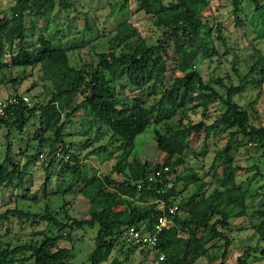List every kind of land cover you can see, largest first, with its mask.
<instances>
[{
	"label": "trees",
	"instance_id": "16d2710c",
	"mask_svg": "<svg viewBox=\"0 0 264 264\" xmlns=\"http://www.w3.org/2000/svg\"><path fill=\"white\" fill-rule=\"evenodd\" d=\"M135 1L136 10L149 15L153 24L161 30L160 37L153 43H147L138 36L136 43L130 46L128 39L134 36L135 30L123 22L108 40L110 49L96 54L95 62H83L81 65L70 63V46H61L50 36L38 34L34 42L26 38V14L45 16L54 8L56 0H14L7 11L0 8V76H4L11 67H38L39 79L42 83H49L50 91V98L45 104L31 102V105H26L20 102L6 106L4 115L0 116V125L22 132L36 120L39 143L46 140L43 135L46 131L51 132L53 137L48 139L50 143L47 151L49 158L43 168L44 194L52 176V168L58 165L71 178L62 193L81 183L79 190L89 203L87 217L72 218L65 224L58 222L47 207L43 213L30 212L17 206L0 211V225L15 218L18 222L31 225L45 221L59 227L55 235L36 232L35 235H42L39 240L16 246L4 241L0 232V264L28 260H31V264H68L71 248L58 245L60 238L67 234L61 232L60 228L67 226H96L94 246L87 257V264H125L128 255L137 246L127 245L129 249L124 258L108 261L119 240L124 243L123 231L132 226L138 229L140 224L146 226L144 230L151 231L156 217L167 213L172 205L177 206V211L169 214L172 225L156 234V247L164 255L156 264H194L202 256L212 262L215 258L207 254L206 244L214 239L223 241L222 246L217 248L222 258L226 255L230 238L217 227L226 229L230 218L246 215L245 198L249 195V191L242 189L236 181V173L242 167L232 159L235 142L238 135L249 138L257 145L264 140V125L252 124L250 114L233 100V96L242 92L247 83H257V80H246L254 67H250L239 79L238 85H226L217 80L216 83L223 90L219 92L209 81H204L194 67L198 55L216 53L210 36L212 22L203 16L208 1ZM239 1L232 0L236 26L241 25ZM250 1L256 10L261 7L257 0ZM126 3L127 0H123V5ZM57 6L68 9L73 7V2L57 0ZM215 30L216 38L224 43L220 24H215ZM174 69L181 72L182 76L163 84L165 74ZM123 78L132 85L131 93L126 92V84L121 82ZM117 82L121 90L115 88ZM158 84H161L162 90L156 97ZM3 85L0 77V87ZM21 95L9 93L5 96ZM216 102L223 106V110L217 118L207 123L206 109ZM81 110H88L92 123L99 129L106 126L111 135L119 140L112 169L122 179L98 174L87 177L81 170L82 161L71 152L70 144L61 135L75 113ZM197 110L201 118L194 123L189 113ZM148 126L152 127V139L163 155L152 169H149L148 161L140 162L133 155L135 137ZM201 130L204 135L218 130L227 133L225 144L215 149L210 165L214 168L220 163L221 171L212 173L210 180L204 177L191 180L185 169L176 174L177 166L185 163V155L189 151V146L178 137L186 131L198 133ZM11 148V141L6 139L5 156L0 162V189L12 183L14 178L17 186L21 187L26 167L37 155L43 156L42 153L27 155V159L20 164L19 160L13 159ZM93 150L103 151L105 147L98 146ZM245 169L254 171L253 175L264 177L256 165ZM156 171L160 172L157 176ZM172 175H175L173 180L170 179ZM183 180L192 182L195 187L184 203L187 217L179 215V206L173 202L176 185ZM210 183L216 186L205 196L204 189ZM24 196L29 199L26 194ZM160 203L162 209L157 208ZM253 215L257 218V223L252 226L254 232L258 241L264 242V206L254 209ZM179 231L185 232L186 236H180ZM156 256L152 252L151 264H154L152 261ZM235 264L249 263L238 256Z\"/></svg>",
	"mask_w": 264,
	"mask_h": 264
},
{
	"label": "rangeland",
	"instance_id": "374dc122",
	"mask_svg": "<svg viewBox=\"0 0 264 264\" xmlns=\"http://www.w3.org/2000/svg\"><path fill=\"white\" fill-rule=\"evenodd\" d=\"M70 1L73 2L72 8L60 9L56 0L54 8L45 16L26 14L25 34L28 41L34 42L38 34H43L54 38L55 43L61 46H70L71 50L68 55L72 65L95 62L96 54L110 49L108 40L116 32L115 28L123 22L135 30L134 36L128 39L130 46L136 43L138 36L144 38L147 43H153L161 35V30L153 24L151 17L136 10L135 0H127L125 5H123V0ZM163 1L168 2L169 0ZM207 1L208 7L203 11V16L212 22L213 29L210 36L213 38L216 53L210 56L198 55L194 67L204 81H209L215 89L223 92L216 83L217 80H221L226 85H238L239 79L253 66L246 80H257V83H247L242 92L233 96V100L241 109L250 114L252 124L264 125V0H257L261 6L258 10L250 0L239 1L240 26L235 25L232 0ZM13 2L14 0H0V8L7 11V7ZM215 24H220L224 43L216 38ZM179 76H182V73L175 69L168 71L164 76L163 84ZM0 77L5 84L0 87V97L9 93L25 94L32 103L41 104H45L50 98L49 83L41 82L38 67H11L9 71H5L4 76ZM121 82L126 84V92L131 93L132 85L124 78ZM120 86L118 82L115 83L116 89L121 90ZM161 90V84L156 85V97L160 95ZM222 110L223 106L217 102L209 105L206 109V122H212ZM189 114L190 120L194 123L201 118L199 110ZM90 119L91 114L88 110L75 113L71 122L63 129L62 138L70 144L71 152L77 154L82 161L81 170L85 176L98 174L122 179V176L117 175L112 169L119 140L111 135L106 126L103 125L104 128L99 129ZM33 121L34 124L27 125L22 132L0 125V162L5 156L6 139L11 141L13 159L19 160L20 164L27 159V155L43 154L42 157L37 155V158L26 167V176L21 187L17 186V180L14 178L12 183L0 189V211L17 206L30 212L43 213L47 207L49 213L61 224L69 223L72 218L87 217L89 203L79 190L82 184L79 183L63 194L62 191L71 178L58 165L52 168V176L46 187V194H44L43 168L49 158L47 151L50 142L48 139L53 136L51 132L46 131L43 134L46 140L39 143L36 137L37 121ZM178 138L189 146V151L185 155V163L177 166L176 174L182 173L185 169L192 178L191 180H198L202 177L210 180L212 173H220V163L214 168L210 165L215 149L223 146L227 140L225 131H211L207 135H204L203 130L198 133L186 131ZM98 146H104L105 150L95 152L93 148ZM22 149L24 151H21ZM133 155L140 162L148 161L149 169L154 168V165L162 160L163 155L157 150L152 139L151 126L135 137ZM232 159L234 163L242 167V170L236 173L238 185L249 191V195L245 198L247 213L241 217L230 218L226 229L217 227L230 238V244L223 258L220 255L221 251L217 248L222 246L223 241L214 239L206 246L208 247L207 254L212 255L215 260L209 262L206 256H202L194 264H235L238 256L245 258L249 264L264 262V242L258 241L252 227L257 223L253 210L264 206V177L253 175L254 171L245 169L247 166L256 165L261 174H264V140L257 145L249 138L238 135ZM174 177L175 175H172L170 179L173 180ZM170 184L171 182L168 186ZM215 186V183H210L205 187V196ZM58 188H60L59 191ZM194 189V184L185 180L176 185L173 202L179 206L181 217H187L184 203ZM25 194L29 196V199L25 198ZM213 220L214 218L211 222ZM145 227L144 224H140L142 230ZM57 230L59 227L53 223L41 221L31 225L27 222H18L15 218H10L9 221L0 225L3 240L10 241L12 246L39 240L42 235H35L36 232L55 235ZM60 230L67 234L60 238L58 245L71 248L68 264H87V257L94 246L96 226L93 228L87 226L69 228L67 226L61 227ZM179 235L185 237L186 233L179 231ZM119 241L113 248L108 261L113 258L121 259L127 255L129 248L121 240ZM26 254L28 255V252ZM151 257L152 252L147 248H134L125 264H151ZM31 263V260H28L15 264Z\"/></svg>",
	"mask_w": 264,
	"mask_h": 264
},
{
	"label": "built area",
	"instance_id": "2783aa9c",
	"mask_svg": "<svg viewBox=\"0 0 264 264\" xmlns=\"http://www.w3.org/2000/svg\"><path fill=\"white\" fill-rule=\"evenodd\" d=\"M22 102L26 105H31L29 97L25 94H22L19 97L16 96H3L0 97V116L4 115L5 108L8 105H14ZM42 157L41 154H39ZM167 170V168H164ZM160 172L156 171L155 175H159ZM158 209H162L163 205L160 203L157 206ZM177 211V206L172 205L168 208L167 213H161L156 217V222L154 223L153 229L151 231L142 230V228L128 227L122 233V239L126 245H135L138 248H147L152 252L156 253V257L153 258V263L156 264L163 259L164 255L159 252L157 245L156 234L162 229L169 228L172 225V220L169 216L174 214Z\"/></svg>",
	"mask_w": 264,
	"mask_h": 264
}]
</instances>
